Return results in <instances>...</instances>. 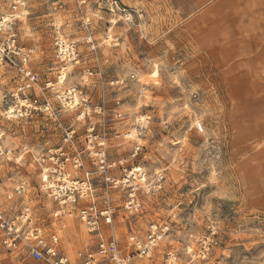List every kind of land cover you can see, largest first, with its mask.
Listing matches in <instances>:
<instances>
[{"label":"rangeland","instance_id":"obj_1","mask_svg":"<svg viewBox=\"0 0 264 264\" xmlns=\"http://www.w3.org/2000/svg\"><path fill=\"white\" fill-rule=\"evenodd\" d=\"M108 1L90 0L84 8L88 17L99 13L90 19L94 52L86 47L73 0H32L16 31L35 50L31 65L40 82L53 80L60 67L54 27L75 41L91 75L81 79L79 68L67 65L71 74L59 88L75 87L91 106L104 105L109 156L164 177L135 216L124 214L114 194L120 249L132 251L128 236L141 239L156 224L165 235L152 258L139 264H162L168 252L185 259L186 249L196 250L214 228L216 245L194 264H264V0H121L124 13L110 12ZM14 76L0 64V153L11 149L21 158L11 164L0 155V208L14 217L28 204L48 225L53 203L39 189L35 159L47 140L57 142L60 130L43 117L1 116ZM57 110L62 124L82 131L74 111ZM144 115L146 129L137 139H123ZM134 142L140 151L129 159ZM54 226L62 228L65 251L89 245L79 225ZM0 264L33 262L0 246Z\"/></svg>","mask_w":264,"mask_h":264},{"label":"built area","instance_id":"obj_2","mask_svg":"<svg viewBox=\"0 0 264 264\" xmlns=\"http://www.w3.org/2000/svg\"><path fill=\"white\" fill-rule=\"evenodd\" d=\"M32 0H2L0 4V64L7 65L15 73L14 87L3 98L6 104L1 116L7 121L31 120L43 117L60 130L55 144L47 140L35 159L40 175V191L53 203L48 213V225L37 217L34 209L25 204L14 217H8L0 208V246L13 255L27 257L33 264H139L151 259L165 230L151 224L143 238L129 235L127 242L132 251L123 254L115 233L114 194L122 198L120 208L128 217L137 215L142 199L156 195L162 188L161 172L149 177L139 166L127 167V159L111 157L107 151L108 131L104 105L91 106L75 87L61 89L71 72L66 66L79 68V77L88 78L91 73L81 61L77 43L59 35L53 37L55 56L60 67L53 80L40 82L33 70L31 59L34 48L20 42L16 24L27 15ZM81 15V30L88 51L96 45L91 36L90 19H98L97 10L88 17L84 11L90 0H73ZM98 2V1H97ZM90 5V4H89ZM110 12L124 13L121 0H109ZM143 93V91H141ZM58 108L74 111L75 120L84 123L82 131L65 126L59 120ZM119 114H115V119ZM96 118L97 123L90 121ZM149 118L140 117L133 130L122 134L123 139H137L146 129ZM196 130L202 131L201 123ZM120 137V134H115ZM140 146L134 142L129 159H134ZM7 163L18 164L20 155L13 150L1 151ZM91 164L90 167L88 164ZM119 173V176L116 174ZM20 190H23L20 187ZM69 220L79 225L89 237V245L67 252L62 247V228ZM214 228L208 236L198 241V248L186 249L185 259L173 252L162 256V264H194L209 256L216 245Z\"/></svg>","mask_w":264,"mask_h":264},{"label":"bare ground","instance_id":"obj_3","mask_svg":"<svg viewBox=\"0 0 264 264\" xmlns=\"http://www.w3.org/2000/svg\"><path fill=\"white\" fill-rule=\"evenodd\" d=\"M114 22V21H113ZM70 67V66H69ZM70 69V68H69ZM65 82H63V83H59V84H64ZM0 137H1V135H0Z\"/></svg>","mask_w":264,"mask_h":264}]
</instances>
